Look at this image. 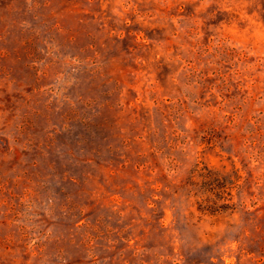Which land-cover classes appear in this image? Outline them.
Segmentation results:
<instances>
[{
  "label": "rangeland",
  "instance_id": "1",
  "mask_svg": "<svg viewBox=\"0 0 264 264\" xmlns=\"http://www.w3.org/2000/svg\"><path fill=\"white\" fill-rule=\"evenodd\" d=\"M0 264H264V0H0Z\"/></svg>",
  "mask_w": 264,
  "mask_h": 264
}]
</instances>
